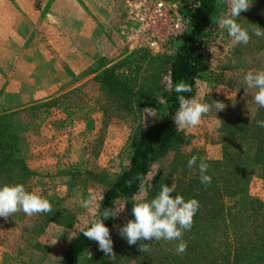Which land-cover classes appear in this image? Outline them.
Instances as JSON below:
<instances>
[{"label": "trees", "instance_id": "16d2710c", "mask_svg": "<svg viewBox=\"0 0 264 264\" xmlns=\"http://www.w3.org/2000/svg\"><path fill=\"white\" fill-rule=\"evenodd\" d=\"M220 2L198 0L200 7H195L197 0H193L187 8L190 9L188 31L179 41L166 45L159 55L139 50L120 62L112 56L105 57L92 70L94 82L100 87L104 117L111 118L119 112L127 119L140 122L131 140L127 169L113 180L105 173L95 177L106 188L97 213L105 208L118 213L104 220L113 240L115 264H264V201L250 194L254 175L264 180V127L256 123L264 120V107L253 105L238 120L222 121L223 159L218 162H210L202 148L179 130L173 120L179 107L178 95L196 98L197 81L211 69L206 50L215 42L219 31L215 21ZM241 14L244 18L239 17L238 22L243 26L264 29V0H253L250 9ZM249 34L255 36L251 31ZM120 63L131 65L132 73H117ZM181 80L191 85V92L174 91ZM147 113L153 114V118L145 125L143 117ZM13 117L9 113L0 115V186L20 183L28 190L34 172L20 157L22 143ZM192 155L206 158L211 184H202L198 172L188 169L187 161ZM156 163L162 169L149 181L151 168ZM137 176L145 180L146 200L158 194L161 184L171 187L174 183L176 192L186 201L191 198L199 201L192 227L182 237L188 245L183 253L176 251L179 240L143 241L152 245L149 251L141 252L140 241L129 245L119 235V229L134 219L131 209L134 198L139 195ZM120 203L127 206L121 227ZM58 217L53 220L55 223L67 228L75 226L74 219L66 223L64 216ZM15 219L16 213L7 220L3 218V223L13 225L10 223ZM87 227L70 242L60 264H113L100 250L88 255L98 243L83 236Z\"/></svg>", "mask_w": 264, "mask_h": 264}, {"label": "rangeland", "instance_id": "374dc122", "mask_svg": "<svg viewBox=\"0 0 264 264\" xmlns=\"http://www.w3.org/2000/svg\"><path fill=\"white\" fill-rule=\"evenodd\" d=\"M172 1L179 2L186 9L193 4V0ZM229 11L226 0H221L217 18L228 17ZM216 25L219 31L215 42L210 43L206 50L210 55L211 69L197 81L196 98L206 103L213 100L223 102L225 108L219 112L213 109L202 117L195 128H178L202 148L210 162L223 159L220 134L222 121L238 120L251 106H258L254 102L256 89H248L245 95V74L249 70L264 69V38L261 40V37L251 35L248 44H233L232 37L226 34L227 30L217 23ZM136 51L131 52L126 48L112 57L120 62ZM120 64L117 73H132L131 65ZM94 78L95 74L89 70L75 78L78 83H87L74 90H63L47 103L23 106L29 113H26V109L20 110L21 108L4 113L14 115L15 130L26 142L24 146L21 140L24 153L32 142L35 147L41 148L58 140L61 143L59 146H62L66 137L69 138V145L62 149L56 160L52 157L54 153L44 152L41 156L46 157L45 161L41 160L46 166L60 163L64 169L57 175H35L33 171L34 176L27 185L28 190L41 193L49 200L53 212L27 216L19 211L14 223L6 221L13 225L7 226L0 217V264H60L70 242L95 219L100 209L106 188L96 181V175L105 173L113 180L127 169L132 153L131 140L140 122L138 119H127L119 112L113 113L111 118H105L101 110L100 87L94 82ZM209 96H214L215 99H208ZM152 118V114L147 113L143 117V124L148 125ZM41 133L45 134L44 139ZM39 140L46 145L40 147ZM68 148L74 152H70ZM35 161L38 164L34 165H41L40 161ZM161 166L160 163L153 165L149 181L162 169ZM250 194L264 201V180L257 175L251 181ZM90 195L96 197L92 207H81L80 201ZM147 195L148 190L145 191L144 198ZM126 213V204L120 203V227ZM59 215L64 216L63 221L66 223L74 219L75 226L67 228L55 223L53 220L59 218ZM97 251L98 245L88 255Z\"/></svg>", "mask_w": 264, "mask_h": 264}, {"label": "crops", "instance_id": "0c3cea01", "mask_svg": "<svg viewBox=\"0 0 264 264\" xmlns=\"http://www.w3.org/2000/svg\"><path fill=\"white\" fill-rule=\"evenodd\" d=\"M124 1L0 0V115L18 108L29 113L23 106L47 103L63 90L82 86L87 82L75 78L126 49L120 32ZM68 141L45 146L39 140L41 148L32 142L20 155L35 175H57L64 169L60 163L46 166L41 156L54 153L56 160Z\"/></svg>", "mask_w": 264, "mask_h": 264}, {"label": "clouds", "instance_id": "9594fccd", "mask_svg": "<svg viewBox=\"0 0 264 264\" xmlns=\"http://www.w3.org/2000/svg\"><path fill=\"white\" fill-rule=\"evenodd\" d=\"M230 11L228 17H219L216 23L224 27L229 36L232 37L233 44H248L250 41L249 32L256 37L264 38V29L259 26L245 27L238 22L242 11H247L252 6L253 0H226ZM200 7L198 0L194 5ZM246 84L245 95L248 89H256L254 102L260 107H264V69L249 70L245 76ZM177 94L189 93L192 91L191 85L181 80L174 87ZM179 107L173 117L177 128H195L204 115L209 114L213 109L219 112L225 108L223 102L213 100L211 103L200 102L197 98H186L184 95H178ZM151 114V113H150ZM153 115V114H152ZM258 127H264V120L256 122ZM187 167L190 172H198L200 182L209 185L212 177L208 174L209 164L203 156L192 155L187 161ZM139 183V195L134 198L131 209L134 219L128 220L120 229L119 235L125 238L129 245H136L138 241L139 250L147 252L152 243H143V241H173L179 240L177 253H183L187 249V242L182 239L185 231L190 230L193 224V218L197 213L200 203L197 199L191 198L187 201L178 194L174 183L171 187L163 183L160 186L158 194L150 199L144 198L145 180L142 176H137ZM131 183V182H130ZM176 195L172 196L171 193ZM96 197L90 195L87 199L80 201V206L89 209L92 207ZM23 211L27 216L40 213H52L53 208L49 200L41 193L26 190L23 184H5L0 186V217L7 220L13 214ZM117 212L111 208H105L102 213H97L95 219L83 231V236L88 240L98 243L99 250L102 251L113 264L116 261V253L113 251V240L109 228L104 220L110 217H116ZM103 217V219L101 218Z\"/></svg>", "mask_w": 264, "mask_h": 264}, {"label": "built area", "instance_id": "2783aa9c", "mask_svg": "<svg viewBox=\"0 0 264 264\" xmlns=\"http://www.w3.org/2000/svg\"><path fill=\"white\" fill-rule=\"evenodd\" d=\"M188 10L172 0H125L120 26L125 47L159 54L188 31Z\"/></svg>", "mask_w": 264, "mask_h": 264}]
</instances>
